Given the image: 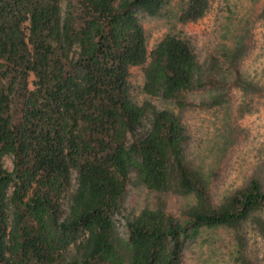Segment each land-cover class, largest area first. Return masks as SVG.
<instances>
[{"label": "trees", "instance_id": "1", "mask_svg": "<svg viewBox=\"0 0 264 264\" xmlns=\"http://www.w3.org/2000/svg\"><path fill=\"white\" fill-rule=\"evenodd\" d=\"M172 1L0 0V264H184L219 230L233 234L234 264H257L249 234L264 237L263 180L216 204L180 112L194 94L202 108L229 103L232 78L244 93L261 87L237 70L241 50L229 72L176 35L150 52L141 17L164 16ZM210 7L183 0L178 20ZM134 67L144 93L173 108L133 99ZM133 180L158 199L125 218L123 235L116 216ZM170 194L190 200L180 217L167 213Z\"/></svg>", "mask_w": 264, "mask_h": 264}, {"label": "rangeland", "instance_id": "2", "mask_svg": "<svg viewBox=\"0 0 264 264\" xmlns=\"http://www.w3.org/2000/svg\"><path fill=\"white\" fill-rule=\"evenodd\" d=\"M207 15L196 23L178 20L183 0H173L164 16H142V25L151 52L167 35L188 39L201 63L218 61L229 72L230 56L241 50L237 70L261 87L260 92L244 93L232 84L229 103L212 109L202 108L201 96H190L196 106L180 112L190 137L188 157L211 175L213 201L243 187L253 178L264 183V0H210ZM67 0H62L65 9ZM132 97L139 103L152 102L157 108H173L143 91L144 67H134L130 78ZM179 113V111H177ZM5 166L13 170L12 158ZM158 195L129 184L122 213L116 216L123 235L127 234L125 218L154 208ZM167 213L180 217L190 200L170 194L165 197ZM251 230V229H250ZM250 254L257 264H264V237L251 230ZM233 234L225 230L205 233L203 238L185 252L184 264H234Z\"/></svg>", "mask_w": 264, "mask_h": 264}]
</instances>
